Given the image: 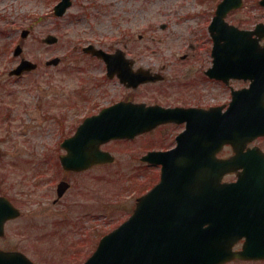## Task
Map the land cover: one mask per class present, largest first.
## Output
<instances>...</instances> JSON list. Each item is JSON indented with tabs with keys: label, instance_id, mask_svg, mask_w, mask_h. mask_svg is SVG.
<instances>
[{
	"label": "rangeland",
	"instance_id": "obj_1",
	"mask_svg": "<svg viewBox=\"0 0 264 264\" xmlns=\"http://www.w3.org/2000/svg\"><path fill=\"white\" fill-rule=\"evenodd\" d=\"M58 1L0 0V193L12 197L23 212L19 228H29L32 216L39 224L51 218L47 204L55 196L50 190L54 181L46 180L44 174L54 172L47 164L57 159L62 138L80 124L78 117L74 119V106L91 98L93 83L102 79L99 64H91L73 52L91 44L106 51L157 52L146 54V58L144 54L136 56L147 63L152 60L156 65H170V53L192 50L191 43L195 50H205V43H200L202 21L180 18L176 9L186 7L178 13L192 16L201 14V2L217 0H76L62 18L53 13ZM23 30H30L26 39L21 38ZM49 34L59 38L57 44L42 42ZM18 44L24 50L15 57ZM55 57L62 58L58 66L46 64ZM22 58L36 63L37 69L25 71L23 77L10 75ZM213 89L218 87L204 89L206 99L223 101L225 96H216ZM165 136L164 142H170L168 131ZM260 145L264 147V139ZM120 173L123 177L116 181L114 171L90 172L98 179L100 200L126 199L133 190H122V186L145 184L149 174ZM125 220L123 213H112L100 219L99 226L113 228Z\"/></svg>",
	"mask_w": 264,
	"mask_h": 264
},
{
	"label": "water",
	"instance_id": "obj_2",
	"mask_svg": "<svg viewBox=\"0 0 264 264\" xmlns=\"http://www.w3.org/2000/svg\"><path fill=\"white\" fill-rule=\"evenodd\" d=\"M237 1L241 2L225 0V3L235 6L233 4ZM71 5L72 0H61L54 8L55 14L63 16ZM229 9H218V23L221 22L222 14ZM28 35V30L22 32V37ZM243 35L244 32L232 29L216 37L214 57L217 72L224 50L264 51V48H258L252 42L243 41L241 46L238 39ZM57 41L53 35L44 39L49 44ZM21 51L18 46L15 55ZM85 51L103 58L108 65H115L120 60L112 59L93 46L85 48ZM247 59L256 60V57H240L243 61ZM58 62V59H54L48 64ZM252 67L256 72L257 90L262 83L257 78L259 73L262 74L261 66L259 69L256 65ZM35 68V64L23 60L12 74L20 75L25 70ZM248 71L252 69L243 64L233 67L227 76L243 77ZM222 109L215 107L204 112L148 109L147 119L143 121L90 118L79 127L72 139L64 143L69 150L68 155L62 158L64 166L80 170L78 164L84 161L86 149L94 160L98 156V160L103 161L108 153L100 151L99 146L110 139L132 137L170 121L186 122V130L179 135L175 150L150 153L149 159L162 165L161 181L140 199L134 215L102 240V243L124 244L122 249L112 250L114 261L102 264H200L230 257L264 259V153L258 147L243 151L249 142L264 136V100L249 106L236 93L226 112H222ZM226 144L234 148L235 155L225 160L218 159L217 153ZM239 168L243 171L238 175L237 182L222 183L224 175L236 172ZM65 185L60 184L59 189L64 191ZM174 198H179L181 203L206 205L195 207L194 211L198 214L191 217L169 216L166 213L158 215L157 204L172 203ZM11 210L16 209L0 197V228ZM243 237H246L243 250L232 253L234 240ZM120 252L124 255L118 254ZM88 264H92V260Z\"/></svg>",
	"mask_w": 264,
	"mask_h": 264
},
{
	"label": "flooded vegetation",
	"instance_id": "obj_3",
	"mask_svg": "<svg viewBox=\"0 0 264 264\" xmlns=\"http://www.w3.org/2000/svg\"><path fill=\"white\" fill-rule=\"evenodd\" d=\"M201 3L204 6L201 14H191L192 16H190V13H178L186 8L180 7L176 9L178 11L176 15H182L180 18L188 16L202 21L204 35L200 43H205L204 51L195 50V45L191 43L190 48L192 50L170 53L173 58L170 65L164 62L156 65V62L152 60L147 63L145 60H139V57L136 56L137 54H144L142 57L146 58V54L157 52L123 51L118 53L117 51H107L110 55H124L129 64L128 71L134 72L135 75L143 73L155 81L137 86L130 85L125 77L117 74L110 76L105 62L97 56L84 51L73 52L74 54H81V58L89 60L91 64H99L97 71L102 73V79L97 80L92 85L94 88L93 96L74 106L76 113L74 119L78 117V122L81 124L87 118L99 117L103 114L101 119L104 121L135 120L137 116L140 117L141 121L146 119L147 107L182 109V111L189 109L209 110L213 106H225L226 108L235 91L250 89L253 81L250 77L227 80L226 77L219 79L210 75V71L214 67L213 36L221 30L228 32L230 27H235L248 32L244 38L246 41L255 42L260 47H264V0H242L239 5L235 6L224 3L223 0H217L214 3ZM220 7H229L230 9L222 14L224 22L222 21L220 26L213 28L212 23ZM161 27L165 29L167 24H162ZM240 53L264 57L263 51ZM234 55H237V52L232 53L231 57ZM222 59L221 73L226 72L227 68H232L234 64L243 63L239 60L228 59L226 51L222 52ZM61 62L62 58H60ZM245 63L256 64L257 66L259 63H264V60L258 58L254 61L247 60ZM262 73L261 79L264 81V71ZM141 78L133 77V80H140ZM210 87H218V89H213L214 94L225 96L223 101L213 103L206 99L207 94H205L204 89ZM261 89L256 98H249L248 100L264 99V86ZM177 122L160 125L156 129L137 135L132 139L112 140L105 143L101 148L110 154L111 161L92 163L93 156L88 155L84 159L85 161L80 163L86 162L85 167H81L83 168L82 171L68 170L60 161V157L66 154V150L63 148L64 142L76 133L80 124L73 132L64 136L57 159L53 160L52 164H47L48 167L53 168L50 171L54 174L48 172L44 174L46 180L54 181L50 190L55 192V196L47 204L51 217L47 222L39 224L32 216L29 217V228H19L18 220L22 218L23 212L12 197L0 193L1 196L9 199L14 208L21 212L19 217L7 219L1 228L0 264H86L92 258L93 264H101L107 256L110 257V250L122 249L123 246L118 243H101V240L116 230L118 226L113 228L100 227L99 221L112 213H123V217L128 219L134 213L139 197L149 189L141 191L142 184L139 183L125 184L122 186V190L130 188L133 190V194L127 196L126 199L100 200L97 195L98 179L92 177L90 172L105 169L114 171L116 177H123V174L120 173L123 171H150L155 176L153 185L156 184L160 180L161 166L144 161V157L153 150L166 151L175 148L177 145L176 137L185 128L184 123ZM167 131L169 133L167 139L171 138L170 142H164ZM153 137L158 139L153 140ZM262 139L264 137L249 144L245 151L253 148ZM261 148L264 151V147ZM232 154V148L225 146L218 157L225 159ZM126 176L130 178V175ZM62 182L67 184V189L63 195H60L63 189L59 191L58 184ZM174 200H179V198H174ZM177 214L189 216L194 215L195 211L188 210ZM243 242L244 240L236 242L233 249L240 250ZM259 263L263 264L264 260L233 259L227 263L214 264Z\"/></svg>",
	"mask_w": 264,
	"mask_h": 264
}]
</instances>
